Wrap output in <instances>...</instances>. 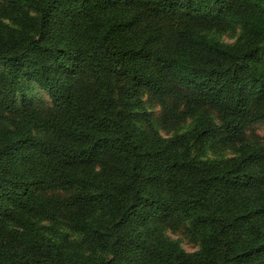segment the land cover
Returning <instances> with one entry per match:
<instances>
[{
    "label": "trees",
    "instance_id": "obj_1",
    "mask_svg": "<svg viewBox=\"0 0 264 264\" xmlns=\"http://www.w3.org/2000/svg\"><path fill=\"white\" fill-rule=\"evenodd\" d=\"M144 96L166 128L196 121L164 137ZM261 122L264 0H0V264H264Z\"/></svg>",
    "mask_w": 264,
    "mask_h": 264
},
{
    "label": "rangeland",
    "instance_id": "obj_2",
    "mask_svg": "<svg viewBox=\"0 0 264 264\" xmlns=\"http://www.w3.org/2000/svg\"><path fill=\"white\" fill-rule=\"evenodd\" d=\"M210 36L222 43L235 44L240 40L241 30L236 28L224 33H212ZM26 92L29 99L34 100L37 104L44 105L45 107H51L53 104L49 95L33 84L28 85V90ZM143 101L150 115L152 124L159 129L161 135L164 137L171 138L175 135L182 134L188 131L196 121V118H190L182 123L181 126L179 125L180 127L166 128L161 123V106L156 102L150 101L147 96L143 97ZM204 114L210 115L215 122L220 123L214 112L206 111ZM140 121L143 125L147 126L143 119ZM245 135L250 141H260L261 139H264V122L253 125ZM191 151L194 155L207 159H225L236 155L235 150L232 147H224L219 143H217L216 146H213L211 143L206 145L196 144ZM154 226L160 235L169 240L178 242L180 246L189 253L197 252L202 247L201 239L195 232L193 224L190 221L180 219L164 221L159 219L154 222ZM71 238L74 239L75 235L71 234Z\"/></svg>",
    "mask_w": 264,
    "mask_h": 264
}]
</instances>
